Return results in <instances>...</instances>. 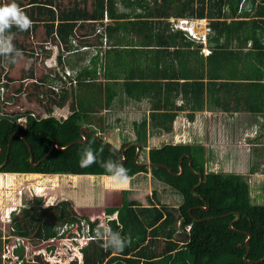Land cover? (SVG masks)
Returning a JSON list of instances; mask_svg holds the SVG:
<instances>
[{
  "label": "trees",
  "instance_id": "16d2710c",
  "mask_svg": "<svg viewBox=\"0 0 264 264\" xmlns=\"http://www.w3.org/2000/svg\"><path fill=\"white\" fill-rule=\"evenodd\" d=\"M84 1L83 8L79 9L80 4L77 2L75 9L68 14L61 8V0H28L26 4L20 3V7L33 21V25L28 31H20L15 26L11 31L14 36L31 37L35 35L39 26H43L50 39L58 37L61 44L70 43L65 47V52L72 53L75 50L72 41L76 36L77 19L99 21L102 26L106 16L118 19L114 21L116 23L125 19L126 21L120 25L115 27L109 25L106 28L110 40L109 53H112L121 64L116 66V69L107 66L105 82L100 83L99 86L94 81L96 72L90 68H83L77 71L75 76L71 74L69 78L65 75L66 80L62 76L65 71L62 74L56 72V77L58 76L57 78L64 85L69 83L70 87L64 88L59 94L49 90L47 92L50 97L49 104L63 108L66 106L68 92L71 91L73 94L70 115L63 121L53 115L38 118L31 113L16 115L23 116L19 119H26L24 124L7 117L0 119V147L3 149L0 166L4 164L8 154L7 164L0 172L107 176V184H109L112 181L98 163L86 167L80 165V157L86 145H91L93 149H102L100 159L103 160L122 159L125 155L124 165L129 170L131 178L138 173L146 172L147 168L140 166V162L136 160L137 148L130 147L124 154L116 150L120 154L118 156L111 145L96 136L98 131L105 132L104 129L107 128L103 115L98 113L110 108L115 96H125L130 102L150 100L152 113L149 118L138 124L141 137L136 142L141 147L147 142L148 121L154 136L172 131L177 113L167 110V106L174 105V100L179 94L182 95L183 100L180 109L188 108L191 114L195 115L205 110L206 91H214L217 96L222 94L224 87L228 85L229 98L223 108L229 111H239L242 108L248 111L254 109L251 98L246 99L247 96H244L238 88L232 93L231 86L237 87L236 82L244 86V83L239 81L248 82L245 87L250 92L253 85L260 86L259 80H264V0H123V4L130 2L129 5L136 7L140 12L135 9L130 13L122 14L115 12L116 0H95V9L92 13L87 11ZM58 14L60 20L56 24ZM179 18L208 19L212 32L208 35L207 43L193 39L187 32L174 29L171 21ZM132 19L137 21L132 23ZM132 27L136 28L132 30ZM94 30H97L96 26ZM126 30H132L136 37L131 39L130 33ZM118 32H123L124 36L113 41V37H117ZM103 37L104 33L101 34L100 39ZM13 43L17 49L26 53L25 43H19L17 40H13ZM101 45L102 41L98 40L97 46ZM141 48L143 50H140ZM38 51L46 53L47 50L39 46ZM133 55H139L136 61L139 67L129 64V58ZM34 56V50L29 52L28 57ZM61 57L64 59L63 55ZM61 57L58 59V64L69 65V62L66 59L62 60ZM141 60L145 65H142ZM7 62L11 67L14 64L0 56V67H4ZM92 62L94 65L97 64V59ZM243 63H251L260 69H257L256 75L255 71L250 74L247 69L239 71L237 66ZM29 77L35 78L33 69ZM46 81V77L39 79L35 83V90L43 89ZM5 86L9 87L8 84ZM261 86L262 94L264 84ZM19 92V88L15 89L18 98H20ZM51 94L57 98L52 99ZM239 97L243 100L241 104L243 107L239 105ZM262 99L264 100V97ZM262 99L261 96H257L256 102L264 109ZM46 112L52 113L53 109L49 106ZM85 126L88 129L94 126L95 129H89L91 132L86 133L87 142H78L83 140L81 129ZM15 134H20L24 138L17 136L11 140ZM54 142H58L61 147L74 144L64 150L56 148L49 154ZM141 150L145 152L144 148ZM31 153L34 155V163L31 162ZM149 157L152 164L165 165L152 167L153 176L169 190H175L184 197V203L179 209V217L182 232L187 238L184 246L193 259L192 264H264V205L252 202L247 177L208 168L206 149L202 145L167 144L160 149L151 150ZM141 158L139 159L142 160ZM201 179L202 184H200ZM38 190L42 192L43 188ZM130 205L136 209L128 211L132 227L126 235L134 237L138 242L133 250L127 246L122 253L106 248L103 240L97 238L96 229L100 225L99 219L90 217L76 219L67 211L66 205L61 209L57 207L59 212L53 217V221L59 223L61 228L68 226L62 234L47 220L50 215L48 209L37 212L36 209L31 208L33 213L26 223L22 224L21 220L13 216L16 230L13 231L15 234L11 235L47 241L51 243L50 248L63 244H57L53 240L64 239L65 243L62 246L66 248L62 249L66 252L63 255L76 252L81 255L77 256L79 261H71L67 264H104L105 260H107L106 264L120 262L155 264L164 255H170L177 247V243L172 239L176 232L175 214L162 205L159 207L154 204L149 207L138 203ZM25 211L28 213L29 209L25 208ZM82 220L86 221L87 234L82 233L84 229L81 225ZM187 226H190L189 231L185 230ZM120 229L119 226L113 225L114 231ZM160 237L165 239L166 245L162 253H157L150 246L155 245V241ZM85 239L87 240L84 244L81 240ZM97 244H101L100 250H94L90 254L86 248L89 245L95 247ZM248 251V261H246ZM16 252L19 256L18 260L22 261V264H28L21 249H17ZM29 256V259H32V254Z\"/></svg>",
  "mask_w": 264,
  "mask_h": 264
},
{
  "label": "rangeland",
  "instance_id": "374dc122",
  "mask_svg": "<svg viewBox=\"0 0 264 264\" xmlns=\"http://www.w3.org/2000/svg\"><path fill=\"white\" fill-rule=\"evenodd\" d=\"M27 1L28 0H15L19 6L20 3L26 4ZM62 1L65 3L67 0ZM87 1L89 9L91 7L95 9V0ZM5 2H10V0H0V4ZM129 3L130 2H127L126 5L119 3L117 6L118 12L130 13V11L135 9L137 12H140L139 9L129 5ZM247 5L250 6V4ZM108 19L107 17L102 21L104 26H102L100 22L98 25L96 24V31L94 30V25L87 23L86 28L88 31L92 32V35L82 39L75 36L72 41L74 48H79H77L78 50H76L71 60L74 61L77 60V58L84 57L82 62L76 65L77 67L79 66L78 68L90 67L91 70H95L96 79L94 81L98 86L100 81L102 82L105 79L107 66L115 68L121 64L112 53H109V32H107V30L105 31V27L109 25L115 27L126 20L122 19L120 22L112 23V21ZM133 21H137V19H132L131 22L133 23ZM135 28L136 27H132V30ZM132 30H126L130 33L131 39L136 37V34L132 33ZM80 31L81 30L78 29V35L81 33ZM103 33L104 37L100 39ZM123 36V32H118L117 37H113V40L116 41L119 37L122 38ZM13 40H17L19 43H25L26 53L22 52L23 56L18 57L12 67L9 62L5 63L4 67H0V86L4 89L2 94L0 93V119L7 117L12 120H18L19 123L24 124L26 119H19L23 116L16 115H28V113L36 115L38 118H45L48 117V115H53L57 119H62V121L63 119H67L71 112L70 106L72 104V99H68V107L65 106L60 108L58 105H50V102H48L50 97L49 94L47 95V90L53 89L51 85H48L49 81L58 85L63 84L60 80L53 78L56 77V72L62 74L63 71H67L66 74H72L73 76L77 73L70 65L66 66L64 63L58 64V59L62 55L63 58L68 59V53L65 52V47L67 45L61 44L58 38L50 39L46 34V28L43 26H39L35 35H31V37H23L20 35L14 36ZM98 40L102 41V45L99 47L97 46ZM39 46L45 47L47 50L46 53H40L38 51ZM114 47L116 48L117 46ZM32 50L35 51V56L30 58L28 54ZM140 50H143V48ZM81 52L86 55L78 57ZM95 58L97 59V64L94 65L92 64V60H95ZM137 58L139 59V55L131 56L128 61L129 64L134 65V67H139L136 63ZM140 62L142 65H145L143 60ZM243 65L244 63L238 69L240 70L243 68ZM32 69L35 73V78L29 77ZM247 71L250 74L253 73V69L251 68H247ZM44 77L47 78L45 83L48 86L46 85L43 89L35 90V83ZM7 84L9 87L5 86ZM17 88L20 89V98H18L15 93V89ZM50 96L52 99L57 98L53 94ZM204 96L206 99L205 110L197 112L195 115H192L188 108L183 107L180 109V106L183 105L181 94L174 100V105L167 106V110H172L173 113L180 115L178 117L180 119L174 122L172 131L166 133L165 137L162 135L161 137L152 135L151 126L149 127V121L147 122L146 131L148 137L147 142L142 144V147L145 146L143 147L145 152L141 150L140 156L138 155L140 164H147L149 162L148 153H150L151 150L160 149L167 144H214L213 137L216 138L220 146H222V144L226 146L227 144L231 145L234 143L235 136L234 138L230 137L231 130H227L226 133L225 127L222 129L219 125L212 126L209 124L208 117H211V115L207 112V105H209V103H207L208 96L206 92ZM100 97H102V95H100ZM113 99V105L110 108L98 113V115L100 113L103 115L102 117H104L107 128L104 129L105 132L101 130L102 132L98 131L96 135L107 142V144L111 145L115 150L122 152L125 150L123 145L126 143H128L127 146L134 145L135 143L139 144L136 142L141 137L138 124H141L145 118H149V115L152 113V110H150L152 107L150 100L147 99L141 102H130L126 100L128 98L125 96H115ZM215 104H220V100L216 99ZM49 106L53 109L52 113L46 112ZM192 119L195 120L192 121ZM213 119L214 118H212V120ZM212 123H215V121ZM217 126L218 128H216ZM208 127H212L213 129L208 130ZM89 129L94 130L95 127L92 126ZM239 133L240 131L238 130V136L233 145H237V140H241ZM142 147L141 149H143ZM144 167L147 168L146 172L143 171L136 174L128 183L117 185L110 182L107 186L105 182L107 176H43L0 172V235L2 236L0 238V264H22V261L18 260L19 256L16 252L17 249H21V252L25 254L24 259L28 264H37L38 262L46 264H67L71 261H79L77 256H81L77 252L63 255V253L66 252L62 249L66 248L62 246L65 243L64 239L53 240V242L57 244H63H59L55 248H50L49 244L51 243H47V241L42 242L33 237L12 236L11 234H15L13 231L16 230L14 228L13 216H16L23 224V222L26 223L28 217L33 213L31 208L36 209L37 212H40L41 209H48L50 215L47 217V220L51 225L56 227V231L62 234L68 226L61 228L59 223L53 221V217L59 212L57 207L61 209L63 205H66L67 211L74 218L90 217L91 219H99L101 226L108 225L113 229V225H117L121 228L119 232L126 235L132 227L128 211L130 212L133 208L134 210L136 209V207L130 205L131 203H138L144 207H149L151 204L158 207L162 205L175 214L174 227L176 232L172 239L174 243H177V247L170 255H164V257L155 262V264H192L193 259L184 246L187 238L182 232V224L179 217V209L184 203V197L175 190H169L167 186L158 181L153 176L150 165H144ZM220 170H224L227 173L245 175L249 182L255 180L252 175L248 174L247 169L243 167L238 169L233 166L217 169V171ZM260 184L259 182L256 187L255 185L252 186L250 192L254 204L264 205V185L260 186ZM38 188H43V191L40 192ZM25 208L29 209L28 213L25 211ZM81 225L84 228L82 233L84 232L87 234L86 221L82 220ZM185 230L189 231L190 226H187ZM33 231H35V229ZM134 239V237L131 239V244L129 245V249L131 250H133L138 242V240ZM86 240L87 239L81 241L85 244ZM165 245V239L160 237L155 241V245H151L150 247L155 252L162 253ZM67 247H69L68 244ZM100 247L101 244H97L95 247L89 245L86 249L91 254L94 250L99 251ZM30 254H32V259H29ZM80 263H82V260H80ZM106 263L107 260H105L104 264ZM119 264H123V262Z\"/></svg>",
  "mask_w": 264,
  "mask_h": 264
},
{
  "label": "crops",
  "instance_id": "0c3cea01",
  "mask_svg": "<svg viewBox=\"0 0 264 264\" xmlns=\"http://www.w3.org/2000/svg\"><path fill=\"white\" fill-rule=\"evenodd\" d=\"M83 1L84 0H67L65 3H63V1L61 0V2L63 3L61 8L63 10H65L68 14L70 11L75 9L74 7L76 6L77 2L80 4V5H78L79 9L83 8L84 7ZM85 1H84V3L86 5L87 11L92 13L94 9H92V7L89 9L88 3H87L88 1L87 0H85ZM119 3L122 5H125V4H123V0H116V8H115L116 14H122V13H119L118 9H117V6ZM59 15L60 14L57 15V20L55 22L56 24L59 23V20H60V19H58ZM109 19H110V21H112V23H114L115 20H118L115 18H109ZM87 23L92 24V25H94L96 23L98 25L99 21L95 22V21H85L84 19H81V20L77 19V28L75 30L76 31V37H79L80 39H82V38H86L87 36L92 35V32L88 31V29L86 28ZM106 28L107 27H105V31H106ZM78 29L81 30L80 31L81 33L79 35L77 34ZM94 29H95V26H94ZM56 38H58V37H56ZM58 40L60 41L59 38H58ZM67 45H70V43H68ZM77 48H79V47H77ZM77 48H75L74 52L68 53V56H67L68 59H66V60L69 62V65L71 66V68H75L76 72L81 71L83 68L89 69L90 67L78 68L79 66L77 67V65H76V64L81 63L82 59L84 57L77 58V60H74V61L71 60L74 53H76V50H78ZM85 55H86L85 53L81 52L80 55H78V57L79 56H85ZM64 60H65V58H64ZM92 64H93V62H92ZM241 65L242 64L238 65L237 68H239ZM247 68L253 69V71H255V75L257 74V69H260L258 66H254L251 63L250 64L244 63L243 68H241L240 70L238 69V70L239 71H245V69H247ZM53 78L60 80L57 77H53ZM63 79L66 80L65 75L63 76ZM259 81H261L260 86L253 85L251 87L250 92H248L246 87H245V85L248 82H240L239 81V83H244V86H243V84L241 85V84H238L237 82H236L237 87L231 86V87H233V89L231 90L232 93L234 92L235 88H238L239 91H241V93L244 96H247L246 99L251 98V104L254 105V107H253L254 109L251 111L243 110V108L239 109V111H229V110L223 108V107H225L224 104L226 102H228V98H229L228 97V95H229L228 91L229 90L227 87L228 85H226V87H224L225 88V90H223L224 92L222 94H217V96L215 95L214 91L213 92L206 91V95L208 96L207 103H209V105H207V112H209L210 113L209 115H211V117H208L209 124H211L212 126L213 125H219V127H221L222 129H224V127H225L226 133H227V130H231L232 132H231L230 137L234 138V136H235V138H234L235 141H236V137L238 136L237 134H238V130H239L241 140L240 139L237 140L238 141L237 145H233V144H235V141H233L234 143L231 145L227 144L225 146L222 144V146H220L219 143H217L216 138L213 137L214 144H211V143H208L207 145L201 144L206 149V155H207L206 166L208 168L213 169L214 171H217V169L228 168V167H233V166L237 167L238 169L240 167L246 168L248 174L252 175L255 178L254 181H250V182L248 181L250 190H251L252 186H254L256 183L258 184L260 182L261 183L260 186L264 185V109H262V107L258 106V103L256 102L257 96H261V99H262V97H264V93L262 92V94H261V90H263V87L261 85L264 84V80H259ZM60 82H62V81L60 80ZM104 82H105L104 80L102 82L100 81V83H104ZM222 83H227V82L222 81ZM230 83L233 84L234 82L233 83L230 82ZM256 83H258V81H256ZM46 85L47 84L45 83L44 87ZM48 85H51L52 87L59 88L61 90V92L64 88L70 87L69 83L67 85H64V83L62 85H58L52 81H49ZM74 90H76V89H74ZM249 94L252 95V97H250ZM70 98L73 101V94L71 93V91L68 92V95L66 98V104L65 105L67 107H68L67 101ZM216 99L220 100V104H215ZM242 101L243 100L240 98V100H239L240 104L239 105L242 104ZM262 101H264V100L262 99ZM218 106H221V107H218ZM241 106L243 107V105H241ZM221 114H223V115H221ZM179 116L180 115H177L175 121L180 119V118H178ZM149 117H150V115H149ZM212 118H214V119L212 120ZM194 120L195 119H192V121H194ZM213 121H215V123H212ZM85 127L87 128V126H85ZM216 128H218V126ZM209 129H213V128L208 127V130ZM165 135H166V133L162 134V136H164V137H165ZM158 136L161 137V135H158ZM153 138H154V136H153ZM192 144H190V145H192ZM193 145L198 146L199 144L195 143ZM222 171H224V170H222ZM30 175H42V174H30ZM243 176H245V175H243ZM105 182H106V186H107V177H106ZM256 185H255V187H256Z\"/></svg>",
  "mask_w": 264,
  "mask_h": 264
},
{
  "label": "clouds",
  "instance_id": "9594fccd",
  "mask_svg": "<svg viewBox=\"0 0 264 264\" xmlns=\"http://www.w3.org/2000/svg\"><path fill=\"white\" fill-rule=\"evenodd\" d=\"M107 17V16H106ZM105 17V18H106ZM33 25V21L26 14L24 9L20 7L15 0L0 4V56L9 59L15 63L18 57H22L23 53L17 49L13 43L14 33L11 29L13 26L17 27L20 31H28ZM68 78L72 75L66 74ZM3 87L0 88V93L3 92ZM52 90L55 93H60L61 90L57 87ZM102 149H93L91 145H86L80 157V165L82 167L91 166L94 163H98L105 172L108 174V178L113 184H126L131 180L129 176V170L125 167L122 159H100ZM151 163V162H150ZM97 238L103 240L106 248H111L115 252H122L127 246L131 244V236L123 235L119 231H114L110 226H97L96 229Z\"/></svg>",
  "mask_w": 264,
  "mask_h": 264
},
{
  "label": "built area",
  "instance_id": "2783aa9c",
  "mask_svg": "<svg viewBox=\"0 0 264 264\" xmlns=\"http://www.w3.org/2000/svg\"><path fill=\"white\" fill-rule=\"evenodd\" d=\"M171 22L174 29L187 32L193 39L202 40L205 43L212 32L210 22L206 18H179L172 19Z\"/></svg>",
  "mask_w": 264,
  "mask_h": 264
},
{
  "label": "water",
  "instance_id": "95a60500",
  "mask_svg": "<svg viewBox=\"0 0 264 264\" xmlns=\"http://www.w3.org/2000/svg\"><path fill=\"white\" fill-rule=\"evenodd\" d=\"M91 131L88 129V128H86V127H83L82 129H81V134H82V137H83V140L82 141H78V142H82V143H85V142H87V140H88V137H87V135H86V133H90ZM17 136H20L21 138H24L22 135H20V134H15L12 138H11V140L14 138V137H17ZM97 137H99L98 135H96ZM100 138V137H99ZM74 143H72V144H70V145H68V146H66V147H61L60 146V144L58 143V142H54L53 144H52V148H51V150H50V152H49V154H51L53 151H54V149H62V150H64V149H68V148H70L72 145H73ZM10 145L11 144H9V147H10ZM130 147H136L138 150H137V154H136V160H138V155L140 154V152H141V147H140V145H138V144H134V145H128V146H126L125 147V150L126 149H128V148H130ZM112 149L115 151V153H116V155H118V156H120V154L118 153V152H116V150L112 147ZM125 150H123L122 151V153L124 154V152H125ZM30 151H31V148H30ZM2 152H3V149L0 147V155L2 154ZM124 157L122 158V160H123V162H126V158H125V155H123ZM45 158H47V157H45ZM44 158V159H45ZM7 159H8V154H7ZM7 159H6V161L4 162V164L2 165V166H0V171L1 170H3V168L6 166V164H7ZM43 160V159H42ZM31 162L32 163H34V155L31 153ZM180 164H182V161H180ZM192 164V163H191ZM151 166V167H154V166H165V165H163V164H152V163H148V164H140V166ZM181 168H182V166H181ZM170 170V169H169ZM171 171V170H170ZM181 171L183 172V169H181ZM200 184H202V179H201V181H200ZM206 210H209V208H206ZM238 219H240V215L238 214ZM251 238V236L249 235V239ZM248 254H249V251H248V253H247V255H246V257H245V260L246 261H248V259H247V256H248ZM264 260V259H263Z\"/></svg>",
  "mask_w": 264,
  "mask_h": 264
},
{
  "label": "flooded vegetation",
  "instance_id": "af4514ba",
  "mask_svg": "<svg viewBox=\"0 0 264 264\" xmlns=\"http://www.w3.org/2000/svg\"><path fill=\"white\" fill-rule=\"evenodd\" d=\"M148 163H150V157H149V162ZM152 168V167H151Z\"/></svg>",
  "mask_w": 264,
  "mask_h": 264
}]
</instances>
